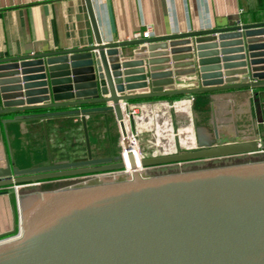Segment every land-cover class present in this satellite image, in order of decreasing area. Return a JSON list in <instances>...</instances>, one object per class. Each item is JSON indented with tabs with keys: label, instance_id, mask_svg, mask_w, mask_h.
Listing matches in <instances>:
<instances>
[{
	"label": "water",
	"instance_id": "obj_1",
	"mask_svg": "<svg viewBox=\"0 0 264 264\" xmlns=\"http://www.w3.org/2000/svg\"><path fill=\"white\" fill-rule=\"evenodd\" d=\"M85 1L92 44L0 58V115L17 113L2 123L42 120L49 150L45 165L0 166V194L13 187L17 196L13 228L0 234V264H264V159L149 171L261 153L259 135L143 157V169L132 153V171L122 172V151L93 156L87 131L88 115L113 112L129 148L125 103L264 86V21L116 42ZM212 41L221 49L207 50ZM62 116L81 118L86 159H53L47 120ZM70 176L88 178L19 193Z\"/></svg>",
	"mask_w": 264,
	"mask_h": 264
},
{
	"label": "crops",
	"instance_id": "obj_2",
	"mask_svg": "<svg viewBox=\"0 0 264 264\" xmlns=\"http://www.w3.org/2000/svg\"><path fill=\"white\" fill-rule=\"evenodd\" d=\"M93 2L103 36L116 42L133 40L135 33L147 29L151 31L150 37H157L264 21V0ZM94 39L85 0H0V58L83 47L92 44ZM207 46L217 47H207V50L221 49L219 41L208 42ZM227 48L234 49L237 46ZM246 53L248 55L247 49ZM237 54L241 53H229L227 56ZM263 96L264 86L245 87L142 98L126 104L125 109L139 108L140 112L128 122L130 128L136 130L139 136L152 135L156 146L145 155L150 157L198 149L205 146L204 144L213 146L218 140L226 138L252 140L259 135L264 139V133L261 131L264 125ZM39 111L43 110L29 113ZM16 114L13 112L0 115V166L11 164L12 159L17 165L14 142L27 145V135L36 139L39 131L44 133L42 120L13 122L5 127L1 120L13 118ZM104 116L109 119L114 117L117 122L113 112L87 116V122L92 126L94 134L99 133L101 118L106 120ZM70 118L74 123H83L78 116L47 120L52 140L55 141V137H58L57 133L61 134L67 130L66 123ZM29 140L30 145L31 142L34 143ZM118 143L117 148L121 149V137ZM141 150L143 152L142 148ZM65 159L68 158L58 157L54 160ZM45 164L48 162L36 161L29 165L17 166L28 168ZM163 166L171 165L156 166L149 171L154 172L153 169ZM16 201L14 190L0 194V234L13 228V207Z\"/></svg>",
	"mask_w": 264,
	"mask_h": 264
},
{
	"label": "rangeland",
	"instance_id": "obj_3",
	"mask_svg": "<svg viewBox=\"0 0 264 264\" xmlns=\"http://www.w3.org/2000/svg\"><path fill=\"white\" fill-rule=\"evenodd\" d=\"M264 101V96L262 97ZM105 117V116H104ZM103 118V117H102ZM101 118V124L99 128V133L94 134L92 130V126L87 122V131H88V138L89 144L91 147V151L93 156L99 157L102 155L112 154L120 152V147L117 148L118 142L120 139V130L119 125L112 117L111 119ZM67 130H64V133H57L58 137H55V141L49 138L50 148L52 152L53 159L56 158H68V159H77V158H85L88 155V141L86 130L83 123H74L72 122V118L67 120ZM261 131L264 133V125L261 128ZM49 135V129H48ZM96 136V138H95ZM30 138L29 135L25 137V141L28 140L29 143L27 145H20L19 143L14 142V154L16 157L17 165H29L34 162H49V150H48V140L46 131L44 128L43 131H39L37 134L36 139ZM31 139L34 143L31 142ZM38 139V140H37ZM139 146L140 149H143V157L149 154L152 149L156 146L155 142L152 138L151 134L139 136ZM142 151V150H141ZM254 159H264V152L255 153L251 155H240V156H232V157H225V158H218V159H211V160H199L193 161L181 165H171V166H163L156 169H153L154 172L152 173H164L170 171H176L181 169H190V168H197V167H204L208 165H218L223 163H233L236 161H246V160H254ZM88 177L81 176V177H69L64 179H53L50 181H43L38 185L33 186H26L20 187L19 193H25L33 190H48V189H56L62 186H66L72 184L77 181L84 180ZM5 190H14L15 194L16 191L14 188L12 189H5Z\"/></svg>",
	"mask_w": 264,
	"mask_h": 264
},
{
	"label": "built area",
	"instance_id": "obj_4",
	"mask_svg": "<svg viewBox=\"0 0 264 264\" xmlns=\"http://www.w3.org/2000/svg\"><path fill=\"white\" fill-rule=\"evenodd\" d=\"M151 31L149 29L145 30L144 32H137L135 33L134 35V38L135 39H139V38H148L150 37L151 35ZM128 104V103H127ZM126 105V103H125ZM125 117H126V120L130 122V120H132V118L135 117V115L138 113L136 108H126L125 111ZM130 131H131V137H133L134 139H136L137 141L139 140V133L136 131V130H133L132 128H130ZM128 148H126L123 144H122V148H121V151H122V156H123V159H124V162L126 163L125 164V168L122 170V172H130V166L127 165V158H128ZM139 153H140V157L141 159L143 158V154L141 152V149L139 148ZM137 158V157H136ZM138 160V164H139V159L137 158ZM143 165H139V169H143L142 167Z\"/></svg>",
	"mask_w": 264,
	"mask_h": 264
},
{
	"label": "bare ground",
	"instance_id": "obj_5",
	"mask_svg": "<svg viewBox=\"0 0 264 264\" xmlns=\"http://www.w3.org/2000/svg\"><path fill=\"white\" fill-rule=\"evenodd\" d=\"M136 110L138 111V113L140 112L139 108H136ZM126 122H127L128 134H129V139H130V147L128 148L129 149L128 150V152H129L128 154L131 155L133 153L135 158L137 157L139 159V164H138V160L136 158V161H137V164H138V167H139V165L140 166L142 165V159H141L140 153H139V148H140L139 141H137L136 139L131 137L130 125H129V122L127 120H126ZM129 155H128V158H127V165L130 166V171H132L131 159H130Z\"/></svg>",
	"mask_w": 264,
	"mask_h": 264
},
{
	"label": "flooded vegetation",
	"instance_id": "obj_6",
	"mask_svg": "<svg viewBox=\"0 0 264 264\" xmlns=\"http://www.w3.org/2000/svg\"><path fill=\"white\" fill-rule=\"evenodd\" d=\"M87 157H88V155H87ZM87 157H85V158H77V159H68V160H82V159H86ZM70 177H77V176H70ZM64 178H69V177H64ZM64 178H57V179H64ZM50 180H53V179H50ZM50 180H44V181H50Z\"/></svg>",
	"mask_w": 264,
	"mask_h": 264
},
{
	"label": "trees",
	"instance_id": "obj_7",
	"mask_svg": "<svg viewBox=\"0 0 264 264\" xmlns=\"http://www.w3.org/2000/svg\"><path fill=\"white\" fill-rule=\"evenodd\" d=\"M50 136V135H49ZM50 138H51V136H50Z\"/></svg>",
	"mask_w": 264,
	"mask_h": 264
}]
</instances>
